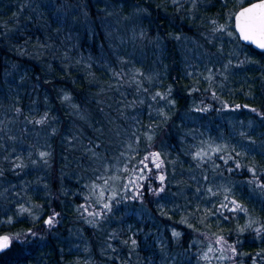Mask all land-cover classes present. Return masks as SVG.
<instances>
[{
  "label": "trees",
  "instance_id": "16d2710c",
  "mask_svg": "<svg viewBox=\"0 0 264 264\" xmlns=\"http://www.w3.org/2000/svg\"><path fill=\"white\" fill-rule=\"evenodd\" d=\"M256 1L0 0V264H264Z\"/></svg>",
  "mask_w": 264,
  "mask_h": 264
},
{
  "label": "snow or ice",
  "instance_id": "6c2138e0",
  "mask_svg": "<svg viewBox=\"0 0 264 264\" xmlns=\"http://www.w3.org/2000/svg\"><path fill=\"white\" fill-rule=\"evenodd\" d=\"M236 28L240 33V38L251 41L259 48H264V0H259L258 3H252L250 7L244 8L235 16ZM221 31L223 28L220 29ZM67 99V97H65ZM42 121H38L41 123ZM46 153H41L43 157ZM156 155V154H153ZM147 159V158H146ZM159 167V164H157ZM163 180V177H161ZM235 204V201L232 202ZM107 207V205H105ZM243 211L244 209L240 205H236L235 209ZM52 219L46 221L47 224H52ZM175 235H178L176 233ZM11 238L7 235L0 236V251L10 246ZM218 243L220 241H217ZM235 251V249H231ZM211 251V249H209ZM223 258V257H221Z\"/></svg>",
  "mask_w": 264,
  "mask_h": 264
},
{
  "label": "rangeland",
  "instance_id": "374dc122",
  "mask_svg": "<svg viewBox=\"0 0 264 264\" xmlns=\"http://www.w3.org/2000/svg\"><path fill=\"white\" fill-rule=\"evenodd\" d=\"M147 158V159H146ZM145 158V161L143 163V166H144V169L147 170L149 173H152L154 171H157V173L159 172L160 170V167H161V163L159 161V157H154L153 154H149L147 157ZM157 164H159V167H157ZM161 177L160 174L158 176V180L160 183H161ZM52 219V218H50ZM51 224H48L47 226H49Z\"/></svg>",
  "mask_w": 264,
  "mask_h": 264
},
{
  "label": "water",
  "instance_id": "95a60500",
  "mask_svg": "<svg viewBox=\"0 0 264 264\" xmlns=\"http://www.w3.org/2000/svg\"><path fill=\"white\" fill-rule=\"evenodd\" d=\"M259 1H256V2H253V3H258ZM252 4V3H251ZM251 4H248V5H246V6H244L243 8H241L236 14H238L240 11H242L244 8H246V7H250L251 6ZM236 16V15H235ZM234 28H235V31H236V34H237V36H238V38H239V40H240V42L243 44V45H245V46H247V47H251V48H253L255 51H257V52H260V53H264V48H259V47H257L256 46V44H254V43H252L251 41H247V40H244V39H242V38H240V33H239V31L237 30V28H236V20H235V17H234ZM50 218H48L47 220H49ZM47 224V223H46ZM48 225V224H47ZM7 249V248H6ZM6 249H4V250H6ZM4 250H2V251H0V252H3Z\"/></svg>",
  "mask_w": 264,
  "mask_h": 264
}]
</instances>
